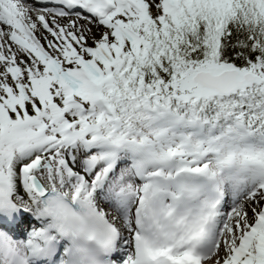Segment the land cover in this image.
<instances>
[{
  "label": "snow or ice",
  "instance_id": "6c2138e0",
  "mask_svg": "<svg viewBox=\"0 0 264 264\" xmlns=\"http://www.w3.org/2000/svg\"><path fill=\"white\" fill-rule=\"evenodd\" d=\"M0 264H264V0H0Z\"/></svg>",
  "mask_w": 264,
  "mask_h": 264
}]
</instances>
